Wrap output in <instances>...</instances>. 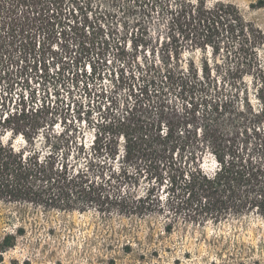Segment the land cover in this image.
Masks as SVG:
<instances>
[{"label": "trees", "instance_id": "16d2710c", "mask_svg": "<svg viewBox=\"0 0 264 264\" xmlns=\"http://www.w3.org/2000/svg\"><path fill=\"white\" fill-rule=\"evenodd\" d=\"M114 1L140 9L146 18L167 15L192 48L211 47L216 59L225 51V77L214 74L222 71L220 63L213 70L208 60L198 65L179 53L174 60L163 58L153 76L130 86L132 103H124L122 114L109 112L94 124L90 145L38 121L0 123V202L140 221L158 217L167 234L178 225L204 228L250 214L264 218V71L258 54L263 31L222 1ZM41 3L9 0L12 9H3L0 1V43L2 33L19 35L14 8ZM92 48L95 43L81 44L73 62L85 93L98 80L93 62L90 75L80 70L96 53ZM246 76L254 77L258 106L250 100ZM111 106L116 109L114 101ZM19 140L24 144L17 147ZM207 153L216 162L213 171L204 168ZM15 245L14 236L0 239V264Z\"/></svg>", "mask_w": 264, "mask_h": 264}, {"label": "rangeland", "instance_id": "374dc122", "mask_svg": "<svg viewBox=\"0 0 264 264\" xmlns=\"http://www.w3.org/2000/svg\"><path fill=\"white\" fill-rule=\"evenodd\" d=\"M220 1L236 5L245 20L264 33L260 0H209V4ZM41 2L36 7L14 8L18 10L14 15L17 37L2 33V124L38 121L90 145L94 124L109 112L122 114L124 103H132L130 86L139 87L153 76L163 58L174 60L179 53L184 61L193 59L198 65L208 60L213 70L220 63L222 71L214 74L221 81L225 77V51L216 59L211 47L192 48L172 28L167 15L146 18L140 9H125L114 0ZM4 3L3 9H12L9 0ZM83 43L87 47L95 43L96 53L80 70L90 75L93 62L98 77L86 93L76 81L73 64ZM258 54L264 71V45ZM118 78L120 84H116ZM245 81L252 104L258 106L254 77L246 76ZM241 93L245 97L244 90ZM170 100L180 106L174 96ZM23 144L16 142L17 147ZM203 164L207 171L216 169L210 153ZM164 224L158 217L140 221L0 202V239L11 235L16 240L3 253L5 264H264V218L258 214L204 228L178 225L172 234L164 233Z\"/></svg>", "mask_w": 264, "mask_h": 264}]
</instances>
